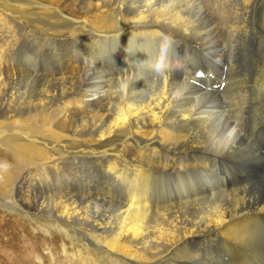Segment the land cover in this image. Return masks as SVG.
Segmentation results:
<instances>
[{"label":"bare ground","instance_id":"obj_1","mask_svg":"<svg viewBox=\"0 0 264 264\" xmlns=\"http://www.w3.org/2000/svg\"><path fill=\"white\" fill-rule=\"evenodd\" d=\"M0 158V206L56 226L83 168L121 183L83 234L119 264H264V0H0Z\"/></svg>","mask_w":264,"mask_h":264},{"label":"rangeland","instance_id":"obj_2","mask_svg":"<svg viewBox=\"0 0 264 264\" xmlns=\"http://www.w3.org/2000/svg\"><path fill=\"white\" fill-rule=\"evenodd\" d=\"M218 19V17L213 15H210L207 19V21L209 20L207 24L211 30L213 28L215 30L218 29ZM197 66V70L194 74L196 75V79L194 78L190 83H193L199 88H204L206 91L214 92V89H217L216 86L219 87L221 91L225 88L226 84L224 85V83L219 86L216 85L220 83L218 80H215L218 77L216 73L215 75L213 74L214 76L210 81L212 84L205 87L204 82L207 81L209 69L201 64ZM226 71L227 70L220 75L221 79H218H225ZM90 75L93 81L99 77L97 73L93 74L91 72ZM96 81L99 80L97 79ZM83 113H79L76 117L78 119L79 117L80 119L84 118L86 114ZM0 167H8L14 170L18 167V164H16L15 160L8 161L0 158ZM100 170L102 169L96 166L89 168V170L83 168L81 170V181L79 180L74 186V193L72 198H70V202H75L78 207V213L81 215V219L84 220L81 222L78 221V225L73 223L67 226L64 222H59L56 226L53 223V218H47L48 220L43 217L29 219V217L17 211L14 212L13 210L11 211L0 206V264H97V261L98 264H119L117 261H113V258L115 260L118 259L117 257L107 256L105 253L106 251L102 247L103 241L100 237H92L93 239L90 238V241H87L86 236L83 235L84 233L89 234L88 230H91V228L88 227L91 224L85 221L98 218L100 222L102 219V222L105 224L109 221L111 224L108 225L110 228L108 232L112 231V228L116 227V220H118L120 212L119 208L123 205L122 203L125 202L123 198L126 195L121 183L119 184L111 181L112 178L108 177L106 173ZM99 200H101V202ZM112 207L113 209H111ZM87 217L89 219H87ZM104 218H106V220ZM61 226L63 227L62 229ZM66 233L72 234L67 235ZM85 245H87V247L89 246V249ZM224 258L229 262L227 255ZM120 260L121 258H119V261ZM176 264H178V262Z\"/></svg>","mask_w":264,"mask_h":264}]
</instances>
